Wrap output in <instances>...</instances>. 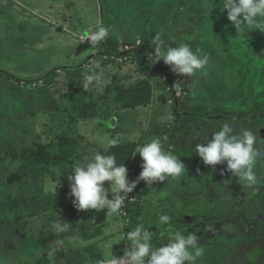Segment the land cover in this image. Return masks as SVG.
<instances>
[{
	"label": "rangeland",
	"instance_id": "374dc122",
	"mask_svg": "<svg viewBox=\"0 0 264 264\" xmlns=\"http://www.w3.org/2000/svg\"><path fill=\"white\" fill-rule=\"evenodd\" d=\"M69 1H74L79 15H83L84 18L88 14L96 20L98 16H94V14H99V10L101 14L105 11L114 13L118 10L117 13H126L132 17L130 24L133 25L134 31L125 33V30H121L118 32L117 39L121 44L118 46L119 53L117 55L108 44L98 42L96 45L102 44L103 48L110 51L111 54H108L111 56L108 59L111 60L109 61L111 64L115 65L117 62L122 63L123 66L128 65L131 67L133 65L138 68V76L135 75L134 77H139L138 81L141 79L146 81L140 83L141 85L150 84L148 81H153L154 84L158 85L153 94L157 96L156 98H160L159 105L166 113L163 118L165 121L175 122L179 107L182 110L180 99L184 96L181 90L184 86L179 84L177 90L172 88L176 85L174 80H176L178 74L169 71L168 65L162 60L156 62L155 45L152 44V40L157 34L161 35L165 49L172 47L173 41H176L188 44L192 50L197 46L206 54L209 51H216V54H210L208 57L218 63V78L205 77L207 78L205 80L209 83V88L216 84L218 90H220L217 94L219 98L218 108H211L209 102H207L208 100L204 99L205 101L200 105L199 111L189 107L191 111L200 116L205 115L206 118H208L209 113V115L217 114L216 117L219 118H238L240 114L250 113L245 115V118L250 120L251 125L255 127L254 133L260 138L261 135H264V32L259 29L248 30L245 36L237 38L236 29L228 19L227 10L222 9L224 0H208V3H205V0ZM103 17L105 19L106 15L104 14ZM98 29L99 26L95 27V31ZM198 30L201 32L203 30L202 36ZM42 32H45L43 47L39 49V52L34 51L32 53L35 59L37 58L36 60L39 59L40 61L38 79L41 74H49L50 72L56 77V82L61 83L63 81L62 75L56 74V67L60 66L59 60L62 61V65L74 64L75 61L80 64L81 60L88 59L94 53V48L91 45L81 44L77 47V50L75 46L67 47L66 33L58 31L55 27L46 28ZM202 39L204 40L202 41ZM213 45L216 48H213ZM20 47V45H17L15 49H20ZM140 47L144 48V53L140 52ZM129 50L131 52H128ZM112 53L119 56L120 60L112 59L115 58ZM135 53L139 54L140 62ZM8 56H10L12 62L3 56L0 46V66L5 69H11L9 67L10 63L14 64L21 58L17 50L11 51ZM31 59L35 61L34 58H30L29 63H31ZM103 61L107 60L103 57ZM108 65L109 63H107ZM18 66L19 64L14 69L20 70L17 69ZM96 66V60H92L87 65L86 70L96 68ZM20 67L21 70H25L27 66ZM110 74L112 75V73ZM135 80L131 79L128 83H134ZM123 86L126 85L123 84ZM113 92L111 94H114ZM103 101L105 100L103 99ZM103 101L97 100L93 109L99 113L102 120L108 118L107 121H110L113 117L112 112H109V116L105 115L107 106L103 104ZM26 105H28L26 101L23 102L24 110ZM111 108L123 109V103L119 101L113 106L111 105ZM257 117L259 123L256 120ZM197 122L196 120L195 127H197ZM255 123L257 124L254 125ZM169 124L166 125L169 126ZM202 125L206 126L205 123ZM219 125V127H215L216 124H214L210 131L211 134L203 135L194 132V134L188 135V142L190 143L188 147L193 149L196 148L197 144L210 141L213 133L220 130L221 124L219 123ZM174 126L176 127L177 124H174ZM244 129L251 130V127L244 124L238 126V130L241 132ZM4 132L9 134L5 129ZM173 132L165 137L167 141H162L159 135L158 138L161 140L164 150L174 155L176 154L174 151L177 152L176 156L182 159L186 167L187 172L184 176L192 182L186 181L187 186L182 183V187L176 186L172 191L170 188L166 189L163 185L162 188L166 192L164 194L160 193V190L155 192L153 196L156 197L154 199L149 198L147 201V205H150L151 208L146 207L143 211L147 215H155L156 217L149 218L148 222L145 221L147 220L146 216V218L135 219L134 227L143 225L153 234V247L163 246L164 243L168 242L165 234L167 226H161L158 215L168 214L171 217L170 226L172 230L181 231L185 235L194 232L200 237V247L204 249V252L197 258L195 264H264V143L257 144L260 146V150L257 151L261 155L257 157L256 167L254 168L260 183L245 188L239 184L238 177L227 171V164L224 169L221 164L216 166L205 165L202 158L199 155H194L192 151H186L185 156H181L178 152L179 142L173 138ZM122 133L126 134L125 131H122ZM124 134L122 135L124 136ZM7 137L6 134L0 135V157H3L0 164V264H10V260L14 259L16 254L19 258L29 257V260H32L31 262L34 264H39V262L43 264V256L40 255L48 256L51 254L52 249H57L59 255L62 256L65 253L69 254L67 242L63 241L61 237L56 238L54 243H52L53 239L46 242L40 237L44 232H49L44 229L46 225L53 224V221L49 222L47 214L53 213V219L57 220V217H62L61 212L64 208L54 205L52 208H45L39 199V196L43 199H49L50 196L57 197L59 195L63 198L59 197L63 200L62 203L67 204V206L70 205L74 197L70 195L71 189L68 177H64L65 172L60 171L58 167L56 173L59 177L56 180L53 178L52 173L47 170L39 175V169L33 170L25 164V160L18 157V159L14 158L13 150L7 145ZM143 138L144 135L135 133L132 134V141L130 142L138 149L144 143L149 142L152 136L147 135L150 140H144ZM257 145L254 147L256 148ZM88 152L85 150V153ZM93 154L91 152L84 159L92 158ZM137 154L139 160L135 159L133 164L128 167L130 182L138 180L137 170L135 172V169L138 164L142 165L143 163L138 152ZM187 158L191 159L186 160ZM220 171H222L221 175L225 176L224 179L218 176ZM13 173L17 174V177H14L15 180L10 179ZM213 174H216V176H212ZM163 182L166 183V180ZM51 183L52 186H50ZM152 185L155 187L158 183L154 182ZM161 185L159 184V187ZM46 186L49 189L48 191H45ZM183 187L188 190V194ZM137 188L136 186L135 189ZM135 189L132 192L133 195H135ZM173 193H178V196L172 199V196L176 195ZM195 193L196 195L198 193L197 204L194 203V198H189L187 205L185 204L184 208L180 209L179 206L171 202L177 203L176 199L181 200V194ZM111 198L109 197V199ZM135 198L137 201L132 204H136L140 200L136 196ZM192 199L193 201H191ZM132 204L126 208L123 215L127 216L129 214L128 209L133 206ZM196 205L201 207L199 208ZM157 207L163 209L160 210L161 212L158 215L155 213ZM58 208L63 210L58 212ZM39 211H42L45 219H41L40 222ZM49 211L52 212L48 213ZM199 211V216L196 217ZM70 212L71 209H68L66 213ZM250 214L253 216H250ZM45 216L47 217L45 218ZM247 216L250 217L245 218ZM125 237L127 236L125 235ZM20 242L24 245H21ZM40 243L47 244V252L44 253L39 249ZM19 251L22 253L18 254ZM48 259H51V257L49 256ZM56 261L54 264H59L58 260ZM50 264H53V262H50Z\"/></svg>",
	"mask_w": 264,
	"mask_h": 264
},
{
	"label": "crops",
	"instance_id": "0c3cea01",
	"mask_svg": "<svg viewBox=\"0 0 264 264\" xmlns=\"http://www.w3.org/2000/svg\"><path fill=\"white\" fill-rule=\"evenodd\" d=\"M117 12L118 10L114 13L105 11L101 14L99 10V14L93 13L94 16H98L94 20L88 14H86L85 18L83 15H79L74 1L0 0V46L3 56L7 57L8 61H11L8 53L15 50L21 56L18 62L14 64L10 63L9 67L11 69H5L0 66V135L6 134L8 136L7 145L13 150L14 158L25 160V164L33 170L39 169V175L46 170L50 171L47 165L36 162L33 159H25L19 155L16 156L21 149L34 147L38 143H50L52 148L57 150L61 137L67 135L76 140L79 139L78 152L76 157L72 159L75 166L77 161L85 160L86 155H90L91 152L95 155L98 143L103 141L107 148L106 154L115 155L117 164H125L128 168L133 164L135 159L139 160L137 158L138 154H135L137 148L130 142L132 141V134L138 133L144 135V140H150V138H147V135L152 136V138H158L159 135L162 141H167L165 137L174 131L173 138L179 142V154L185 156L186 151H192L194 155H198L196 154L195 147L193 149L188 147L190 146L188 135L194 134V132H199L203 135L210 134L211 128L216 124L217 118L213 114L212 116L210 115V118L209 113L206 120L205 115L200 116L189 109L191 107V109L195 108V110L199 111L200 105L205 100H208L207 102H209L211 108H218L219 98L217 94L220 90H218L216 84L209 88V83L205 80L207 79L205 77L209 78L213 76V78H218L219 75L218 63L211 57L206 74L199 73L193 77L177 75L176 80H174L176 85L172 88L177 90L179 84L184 86L181 89L184 96L180 99L182 110L179 107V113L175 116V122L163 119L166 115L165 110L159 105L160 98H156L157 96L153 94V91H156L158 87L157 84H154L153 81H148L150 84L141 85L140 83L146 81L142 79L138 81L139 77H134L135 75L138 76L139 69L133 65L131 67L128 65L123 66L122 63L117 62L113 65L109 61H103V56L110 53L102 45L106 43V38L99 42L102 44H95L94 46L88 40L89 34L96 32L95 27H106L109 30V35L114 36L116 40H118L119 31L125 30V33L134 31L133 25L130 24L132 17L126 13L120 14ZM104 14L106 15L105 19L103 17ZM53 27L58 31L66 33L67 47L75 46L77 50L79 45L86 44L94 48V53L88 59L81 60L80 64H77L75 61L74 64L69 63L66 66L62 65V61L59 60L60 66L56 67V74L62 75L63 81L61 83L59 81L56 82V77L50 74V72L49 74H41V77L38 79L40 61L39 59L37 61V58L35 59L32 54L34 51L39 52V49L43 47L45 32L42 31ZM198 31L202 36L203 30L202 32ZM118 42L120 45L121 42L119 40ZM175 42L173 41L172 47H178L182 44L179 42L175 44ZM17 45L21 46L20 49H15ZM140 48V52L144 53V48ZM197 48L196 46L193 51ZM213 48H216V46L213 45ZM128 52H131V50ZM118 53L115 52L116 55ZM115 54L112 53V55ZM135 54L139 60V54ZM210 54H216V51H209L207 53L208 56ZM30 58H34L35 61L31 59V63H29L28 60ZM92 60H96V68L86 70L87 65ZM107 63H109L108 66ZM18 64L17 69L20 70L14 69ZM20 66L27 67H25L26 69L24 68L25 70H21ZM168 68L171 71L170 66ZM48 70L50 69L48 68ZM171 72L174 74L173 71ZM84 73L90 75L100 74L99 86L86 91L83 87ZM131 79H136V82L128 83ZM123 84L126 86H123ZM110 89L112 92L114 91V94H111ZM203 96L205 97L202 98ZM97 100H102L103 104L107 106L106 116H109V112H112L113 117L110 121H107L108 118L102 120L99 117V113L93 109ZM25 101L28 105H26L24 110L23 102ZM119 101L123 103V109H112L111 105L113 106V104ZM206 111L210 112L207 109ZM196 120L198 121L197 127H195ZM167 123H170L169 126L166 125ZM204 123L210 127L202 125ZM174 124H177V126L175 127ZM167 127L169 131L165 133ZM4 129L9 134L5 133ZM122 131H125L126 134L122 133ZM163 132L167 135L164 136ZM105 138L117 140L116 146L108 147ZM85 150L89 152L85 153ZM100 151L101 154H104L102 149ZM174 152L177 155V152ZM189 159L187 158L186 160ZM2 160L3 157H1ZM57 167L59 168V165L53 166L52 171H50L55 180L59 177L55 176L58 170ZM138 167H141V165L138 164L136 169ZM59 169L60 171L62 170L61 168ZM141 171L142 169L139 172L141 173ZM13 177H17V174L13 173L10 179L15 180ZM64 177L67 176L65 175ZM138 177L139 175L137 174ZM177 180L179 181L176 182V180L171 178L169 180L166 179V183L157 181L158 185L155 187L153 185L149 187L145 181L140 180L137 185L138 188L135 189V194L139 192L137 197L140 200L130 208L127 216L120 213L109 215L107 214V209L101 211L92 209L81 211L74 206L73 202L68 206L62 203L63 200L60 199L62 197L59 195L57 197L50 196L51 198L49 197V199H43V197L39 196L45 208H52L53 205L64 208V210L58 208V212L63 210L61 212L63 215L62 217H57V220L53 219V213L47 214L49 222L53 221V224L46 225L44 229H47L49 232H44L40 237L46 242H50L53 239L52 243L56 241V238L61 237L63 241L67 242V251L70 252L62 256L59 255L57 249H52L51 254L48 256L39 254L43 256V264H50V262L54 264L57 262L56 260H58L59 264H100L102 261L107 264L109 258L123 257L126 251L125 247L129 245V241L125 235L128 231L135 229V219L147 217L145 221L148 222L149 218L156 217L155 215H147V213L143 212L146 207L151 208L150 205H147L148 199H154L156 196H153V194L158 190L164 194L166 190L162 188L163 185L166 189L170 188L172 191L176 186L182 187V183L187 186L186 181L192 182L185 176ZM50 181L52 182V179ZM109 183L105 182L106 188L109 187ZM159 184L162 185L159 187ZM50 186H52V183ZM183 189L188 194V190L185 187ZM173 194L176 195L172 196V199L178 196V193ZM109 197L111 198L110 190ZM180 197H182L181 200L176 199L177 203L171 201L174 205L179 206L180 209L184 208L185 204L187 205L189 198H194V203L196 204L198 202V193L197 195L196 193L189 195L181 194ZM197 207L200 208L201 206ZM68 209H71L70 213H66ZM160 210L162 211L163 209L156 208V215L161 212ZM51 212L49 211L48 213ZM199 213L200 211L196 214V217L199 216ZM41 219L45 220L44 214L42 211H39V222ZM60 220L69 223L66 232H58L52 227ZM20 244L22 245L23 243L20 242ZM46 247L47 244H39V249L44 253L47 252ZM21 253L19 251L18 254ZM16 255H14V259L10 260V264H34L31 262L32 260H29V257L23 256L19 258ZM49 256L51 259H48ZM39 264H42V262H39Z\"/></svg>",
	"mask_w": 264,
	"mask_h": 264
},
{
	"label": "clouds",
	"instance_id": "9594fccd",
	"mask_svg": "<svg viewBox=\"0 0 264 264\" xmlns=\"http://www.w3.org/2000/svg\"><path fill=\"white\" fill-rule=\"evenodd\" d=\"M205 3H208V0H205ZM222 9L227 10L228 19L236 29L237 38L245 36L248 30L259 29L264 32V0H224ZM108 35L109 30L101 26L98 31L89 34L88 40L94 46ZM152 44L155 45L156 62L162 60L174 73L188 77L207 73L209 57L201 49L193 51L186 43L165 49L160 34L153 37ZM100 79V74L84 73V89L87 91L98 87ZM105 139L108 147L116 146L117 140ZM258 143H264V138L258 137L248 129L236 133L231 125L225 124L219 131L213 133L210 141L197 144L195 151L205 165L216 166L226 162L227 171L238 177L239 184L247 188L260 183L254 171L257 157L261 155L254 147ZM101 149L104 154H101ZM106 152L105 143L100 141L95 149V155L90 159L77 161L71 174L67 176L70 181V195L74 197L73 204L78 210L107 209L109 215L118 214L123 205L121 194L132 193L140 180L151 187L154 182L178 179L186 173L183 161L164 150L159 138H152L135 152L139 153L143 161L137 181L130 182L125 164L118 165L116 156ZM106 181L110 182L107 188ZM48 190L46 186L45 191ZM158 219L161 226H167L165 228L167 243L153 247L152 232L143 225H137L126 234L129 245L125 247L124 256L109 258L107 264H195L197 258L204 252L200 247V237L194 232L185 235L181 231L172 230L171 217L168 214H160ZM52 227L63 233L68 230L69 223L60 220ZM100 264L105 262L102 261Z\"/></svg>",
	"mask_w": 264,
	"mask_h": 264
},
{
	"label": "trees",
	"instance_id": "16d2710c",
	"mask_svg": "<svg viewBox=\"0 0 264 264\" xmlns=\"http://www.w3.org/2000/svg\"><path fill=\"white\" fill-rule=\"evenodd\" d=\"M105 44L110 45V47L114 50V53L119 52L118 51L119 42L115 40L114 36L109 35L108 37H106ZM168 131L169 130L167 127V129H165V133H167ZM79 145H80L79 139L76 140L75 138L68 137L66 135L61 137V142L57 150L52 148V145L50 143L49 144L38 143L34 147L21 149L19 153L16 154V156L19 155L25 159H33L36 162L46 164L50 171H52L53 166L59 165V168H61L65 172V175L68 176L72 172V169L74 167V163L72 159L76 157ZM0 161H1V157H0ZM141 169L142 168L138 167L137 169L138 175H140V172H138V170ZM218 173H219L218 176L223 177V179L225 178V176L221 175V171ZM55 176H57V173H55ZM212 176H216V174H213ZM135 195L136 196L139 195V192H136ZM128 210L130 211V209Z\"/></svg>",
	"mask_w": 264,
	"mask_h": 264
},
{
	"label": "flooded vegetation",
	"instance_id": "af4514ba",
	"mask_svg": "<svg viewBox=\"0 0 264 264\" xmlns=\"http://www.w3.org/2000/svg\"><path fill=\"white\" fill-rule=\"evenodd\" d=\"M248 114H250V113L240 114V115H238V116H239L238 118H236V117H233V118H231V117L219 118V117H216L217 114H214L213 116H215V118H217V120H216V126H217V127L220 126L219 123L221 124V127H222V125L229 124V125H231V126L235 129V132H236V133H240L241 131L238 130V126L244 124V125H248V126H250V127H251V131L254 132V131H255V129H254L255 127H253V126L251 125V121H250V120H247V119L245 118V115H248ZM211 116H212V114H211ZM211 116L209 115L210 118H211ZM206 120H207V118H206ZM256 120H257V122L259 123V118H258V117L256 118ZM233 121H234V123H233ZM239 121H241V122H239ZM256 124H257V123H255L254 125H256ZM210 134H211V133H210ZM263 136H264V135H261V138H263ZM207 138H209V136H207ZM256 150H260V146H259V145H257ZM226 164H227V163L224 162L223 164H221V167L224 169ZM221 172H222V171H221ZM210 201H211V200H210ZM252 211H253V210H252ZM246 213H247V212H246ZM249 213H250V212H249ZM250 216H253V215L250 214ZM250 216H247V218L250 217Z\"/></svg>",
	"mask_w": 264,
	"mask_h": 264
},
{
	"label": "built area",
	"instance_id": "2783aa9c",
	"mask_svg": "<svg viewBox=\"0 0 264 264\" xmlns=\"http://www.w3.org/2000/svg\"><path fill=\"white\" fill-rule=\"evenodd\" d=\"M109 54H105L103 57L105 60L107 61H111L109 58ZM115 58H112L114 60H120L119 56H115L113 55ZM137 169H135V172H136ZM122 197H123V205H122V208L120 209L119 213L120 214H124V212L126 211V208L130 206V204L132 203H135L137 201V199L135 198L136 195H133L132 193H129V194H121ZM134 196V197H133ZM137 197V196H136Z\"/></svg>",
	"mask_w": 264,
	"mask_h": 264
},
{
	"label": "water",
	"instance_id": "95a60500",
	"mask_svg": "<svg viewBox=\"0 0 264 264\" xmlns=\"http://www.w3.org/2000/svg\"><path fill=\"white\" fill-rule=\"evenodd\" d=\"M245 218H247V217H245Z\"/></svg>",
	"mask_w": 264,
	"mask_h": 264
}]
</instances>
